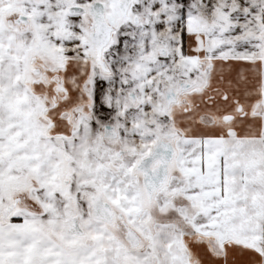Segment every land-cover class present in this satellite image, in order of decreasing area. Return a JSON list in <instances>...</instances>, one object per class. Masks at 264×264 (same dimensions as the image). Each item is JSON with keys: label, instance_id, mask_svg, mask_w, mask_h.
<instances>
[{"label": "snow or ice", "instance_id": "snow-or-ice-1", "mask_svg": "<svg viewBox=\"0 0 264 264\" xmlns=\"http://www.w3.org/2000/svg\"><path fill=\"white\" fill-rule=\"evenodd\" d=\"M0 264H264V0H0Z\"/></svg>", "mask_w": 264, "mask_h": 264}]
</instances>
